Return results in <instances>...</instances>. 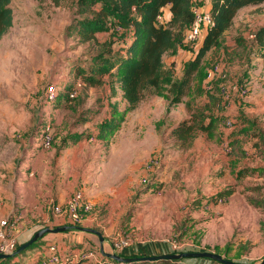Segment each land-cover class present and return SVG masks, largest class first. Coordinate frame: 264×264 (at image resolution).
Returning <instances> with one entry per match:
<instances>
[{
    "label": "rangeland",
    "instance_id": "rangeland-1",
    "mask_svg": "<svg viewBox=\"0 0 264 264\" xmlns=\"http://www.w3.org/2000/svg\"><path fill=\"white\" fill-rule=\"evenodd\" d=\"M79 2L65 0L57 6L52 0H11L14 25L0 40V225L9 220V212L21 209L23 201L26 206L37 197L80 191L94 204L86 220L92 215L89 229L107 240V253L120 254L113 245L126 238L131 246L148 241L167 253L177 245L238 263L261 264L264 62L254 46V33L264 25V4L238 13L183 104L169 106L165 98L149 95L123 122L122 116L113 114L124 108L118 82L110 73L100 76L94 70L100 54L113 59L108 51L118 50L119 43L125 45L130 39L120 29L89 39L80 24L94 15L82 12ZM209 3L199 0L196 10L207 11ZM166 22L162 18L161 23ZM203 38L204 34L195 42L183 41L165 56L167 67L174 64L176 79L183 77ZM218 66L221 73L215 72ZM89 77H102L103 84L92 86ZM51 85L62 89L54 104L45 100ZM71 86L78 88L73 101L67 97ZM204 113L221 120L219 135L209 139L198 132L190 146L183 147L173 131ZM109 120L123 123L115 135L99 140L102 125ZM45 128L53 135L50 149L41 146ZM227 189L233 195L216 202V196ZM32 220L44 224L40 218ZM62 234L59 240L43 238L37 250L59 243L65 260L72 256L68 264H78L80 254L88 249L103 261L99 240L90 244L82 241V234ZM27 258L18 260L28 264ZM183 263L219 264L177 261Z\"/></svg>",
    "mask_w": 264,
    "mask_h": 264
},
{
    "label": "trees",
    "instance_id": "trees-1",
    "mask_svg": "<svg viewBox=\"0 0 264 264\" xmlns=\"http://www.w3.org/2000/svg\"><path fill=\"white\" fill-rule=\"evenodd\" d=\"M52 1L59 6L65 0ZM198 1L80 0L79 6L83 7L81 11L90 12L94 15L92 19L83 20L80 24L81 27H84L89 32V39H96L97 34L111 33L115 29L123 30L125 36L130 39L125 45L119 43L121 46L118 50L114 52L108 51L114 54L115 57L113 59L105 58L104 55L100 54L98 56L100 65L94 70L100 76L110 73L111 77L114 78L113 80L118 82L119 88L123 93V99L127 102V107L123 112L118 109L113 111V114L116 117L118 115L122 116L123 122H125L128 115L133 114L139 108L149 95L165 98L168 100L169 106L183 104L184 100L190 96L196 76L203 69L207 57L215 49L221 47L226 35L232 30L238 13L243 8L264 4V0H212L210 11L207 10L205 12L211 14L214 25L207 30H202L201 36L204 34L202 45L194 59L185 65L183 77L178 80L176 79L174 64L171 67H167L165 56L170 52H174L177 47L182 45L183 41L192 43L186 40V33L195 23L196 4ZM95 6H98V11L94 10ZM167 8L170 10L171 17L166 24H163L160 19ZM13 25L14 14L11 0H0V40L9 33ZM254 46L258 48L259 57L264 60V25L254 33ZM87 82L92 86L103 84L102 77H89ZM75 89L76 86L68 88L67 97L70 101L76 99L70 97L71 92ZM61 90L55 103L61 99ZM122 123L116 125L114 120L103 123L98 139L106 140L108 137L115 135L120 130ZM220 125L221 120L217 116L212 113H209L208 116L207 113H204V116L196 115L183 121L173 131L172 135L176 141L186 148L190 146L198 132L206 134L209 139H214L219 135ZM232 145L236 146L237 143L232 142ZM233 193L232 189L224 190L216 196L215 200L216 202H224ZM65 221L67 224L63 226L73 227L70 232L83 229L81 226H72L66 219ZM44 228L47 227H43L38 231ZM42 239L20 255L0 261V264H16L15 260L19 256L25 255L28 250L37 246ZM75 248L83 249L82 246H74L73 249ZM88 251L90 250L88 249ZM185 252L199 251L190 249L184 252H164V254ZM71 253L70 250L67 255L71 256ZM119 255L134 259V262L129 264H177V261L169 260L141 262L140 259L146 256L127 254L126 252ZM100 256L103 261L96 264H126L114 261L101 253ZM68 258L70 261L72 260V256ZM199 260L216 263L208 259ZM78 264L93 263L90 260L81 259Z\"/></svg>",
    "mask_w": 264,
    "mask_h": 264
},
{
    "label": "built area",
    "instance_id": "built-area-1",
    "mask_svg": "<svg viewBox=\"0 0 264 264\" xmlns=\"http://www.w3.org/2000/svg\"><path fill=\"white\" fill-rule=\"evenodd\" d=\"M214 25L213 19L209 12L196 11V20L192 28L186 33V40L188 42H195L200 39L203 29H209ZM216 73H221L220 67L215 68ZM78 88L71 92L70 97L76 98L78 95ZM60 91V90H59ZM58 88L56 85H51L46 88L45 100L48 104H54L57 101ZM225 99H228L226 90H222ZM41 146L45 149H50L53 145V135L49 128H45L42 132ZM94 209V204L89 200L83 192L75 193L64 206H56L54 208V215L58 218L66 219L72 226H81L84 220ZM14 221L4 220L0 225V254H13L17 248L18 243L14 235ZM114 250L119 253H124L130 249L131 245L126 238H120L115 241ZM190 249H185L184 246L174 245L170 251L184 252ZM44 259L40 264H66L70 259L63 257L60 245L54 243L49 245L44 251ZM179 254V253H178ZM99 254L94 251H84L80 254V259L96 260L100 263ZM71 263V262H70Z\"/></svg>",
    "mask_w": 264,
    "mask_h": 264
},
{
    "label": "crops",
    "instance_id": "crops-1",
    "mask_svg": "<svg viewBox=\"0 0 264 264\" xmlns=\"http://www.w3.org/2000/svg\"><path fill=\"white\" fill-rule=\"evenodd\" d=\"M211 6H212V0H210L209 6L207 8L208 11H210ZM249 7H252V6H249ZM255 7H257V6H255ZM246 8H248V7H246ZM243 9H245V8H243ZM163 16H162V18H165L166 21L168 22V20L171 17L169 8L164 10ZM162 18L160 20H162ZM261 60L264 62V60L262 58H261ZM173 62L177 64L176 58H175V60ZM176 64H175V66H176ZM60 88L61 87H59V89ZM257 97H259V96H257ZM262 100H264V95H263V99ZM123 105H124V108H123V110L121 108V111H124L126 109V107H127V102L125 100H124ZM136 111L134 113H136ZM47 195H49V194H47ZM73 195H72V192H63V194H58L57 196H54V197L53 196L52 197L49 196L48 198H46V197H37V198L34 199V201H30V200L27 201L26 202V206H24L25 203L23 201V203H21V204H23L24 207L21 205V209L9 212L7 214V216L10 217L9 219L11 221H14L15 225H14L13 229H14V233H15V237L17 239L18 245L21 246L22 244H25L26 242L31 240V238L34 236L35 232H37L39 229H41L43 227L54 228V227H59V226H63L65 224H67L65 219L58 218V217H56L54 215V208L56 206H60V205L64 206L70 200V198ZM5 213H7V211ZM33 218L42 219L44 224L35 225L33 223V220H32ZM119 219H120L119 221H121L122 214H120ZM90 221H93L92 215L87 220L86 219L84 220V224L82 223L83 225L81 227L83 229H89L90 227L88 226V224L90 223ZM118 225H119V222H118ZM76 231H72L70 233H64L62 235H68L69 234L70 236H72L73 234H82L83 236H85V238L83 237L84 239L82 238V241L83 240L90 241V244L95 243V241L98 242V240H99V250H101V241H100L98 236H96L94 234H91V233H87L85 231H81V230H80V232H76ZM52 236L57 237V239L59 240L60 239L59 236H61V235H59V234H56V235L55 234H50V235L46 236L43 239V241H45L46 239H54V238H49V237H52ZM41 242H39V244ZM107 243L108 242L105 239L104 245H103L104 246V250L106 249ZM147 243H148V241H146L144 243L139 241V242H137L135 244V246L132 245L130 247V249H128L129 253L127 251H126V253L127 254H135V255H138V256H146V257L164 255V251L162 249H160V247H159L160 245L157 247V246L151 245L149 243L147 244ZM48 245H50V244H46L45 245V250L47 249ZM38 246H35L30 251L28 250V252L25 255H23V256H27L28 257L27 260L24 259L26 261V263H28V264H39L44 259L43 252L45 250L43 252L37 250ZM40 246H41V244H40ZM60 248H61V252H62L63 251V247H61V245H60ZM66 249L67 248L65 247L64 251L68 253L69 251L68 250L66 251ZM84 249H88V248L84 247ZM34 251H35L34 257L30 258L29 256ZM63 255H64V253H63ZM15 263H21V261H19L18 258H17L15 260Z\"/></svg>",
    "mask_w": 264,
    "mask_h": 264
},
{
    "label": "water",
    "instance_id": "water-1",
    "mask_svg": "<svg viewBox=\"0 0 264 264\" xmlns=\"http://www.w3.org/2000/svg\"><path fill=\"white\" fill-rule=\"evenodd\" d=\"M71 230H73V227H70V226H59L56 228H50V227L44 228V229L38 231L37 233H35L34 236L31 238V240H29L25 244H22L16 250V252H14L13 254H0V261L7 260V259H10L12 257L20 255L23 251L32 247L35 243H37L40 239L44 238L46 235L62 234V233L70 232ZM81 231H85L87 233H91V234H94V235L99 237V239L101 241V250L100 251L106 257L111 258L112 260L120 262V263L129 264V263L134 262V259H132V258H125V257L120 256L119 254H115V253L110 254V253L105 252L104 246H103L105 238L97 230H95V229H82ZM187 259H208V260L215 261L219 264H244V263L234 262V261H231L229 259H225L224 257H222L219 254L210 253V252H185V253H179V254H164L161 256H148V257L141 258L140 261L141 262H157V261H161V260L183 261V260H187ZM261 264H264V259H263Z\"/></svg>",
    "mask_w": 264,
    "mask_h": 264
}]
</instances>
